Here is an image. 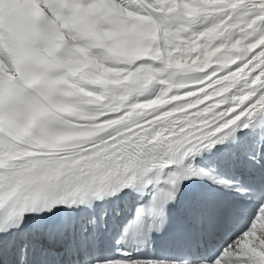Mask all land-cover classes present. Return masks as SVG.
Segmentation results:
<instances>
[{
	"label": "snow or ice",
	"instance_id": "snow-or-ice-1",
	"mask_svg": "<svg viewBox=\"0 0 264 264\" xmlns=\"http://www.w3.org/2000/svg\"><path fill=\"white\" fill-rule=\"evenodd\" d=\"M0 264H264V0H0Z\"/></svg>",
	"mask_w": 264,
	"mask_h": 264
}]
</instances>
